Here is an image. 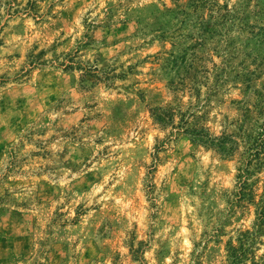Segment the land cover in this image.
Listing matches in <instances>:
<instances>
[{"label": "rangeland", "instance_id": "374dc122", "mask_svg": "<svg viewBox=\"0 0 264 264\" xmlns=\"http://www.w3.org/2000/svg\"><path fill=\"white\" fill-rule=\"evenodd\" d=\"M255 140L264 0H0V264H228Z\"/></svg>", "mask_w": 264, "mask_h": 264}, {"label": "trees", "instance_id": "16d2710c", "mask_svg": "<svg viewBox=\"0 0 264 264\" xmlns=\"http://www.w3.org/2000/svg\"><path fill=\"white\" fill-rule=\"evenodd\" d=\"M161 120V119H160ZM255 140L256 152L253 153L251 156L256 158L260 153V149L264 148L263 144H258ZM257 159V158H256ZM251 162V161H250ZM253 173L250 171L249 167L246 169L240 176H238V185H237V192L234 195L235 200L233 201L232 205L236 204L237 202H249L255 203L256 198V190L254 189L255 184L250 182V176ZM263 227H264V205L260 207L257 211V218L256 222L253 226V230L245 231L238 236L237 239V246L233 244H229L228 249V264H246L248 260V256L252 254V251L258 245V240L263 235ZM255 264V263H253Z\"/></svg>", "mask_w": 264, "mask_h": 264}]
</instances>
